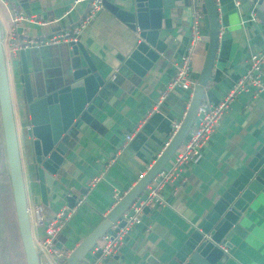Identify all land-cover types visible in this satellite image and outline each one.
Segmentation results:
<instances>
[{
  "label": "crops",
  "instance_id": "obj_1",
  "mask_svg": "<svg viewBox=\"0 0 264 264\" xmlns=\"http://www.w3.org/2000/svg\"><path fill=\"white\" fill-rule=\"evenodd\" d=\"M109 1L121 8L132 5L131 0ZM184 2V6L163 10L161 17V35L175 41V48L167 57L160 54L142 76L118 59L135 44L136 31L109 11L101 7L78 34L76 42L109 82L87 121L79 122L63 135L67 152L54 188L47 195V204L39 203L43 217L49 220L60 206L67 205V193L85 196L55 238V247L63 252H70L116 203L115 196L121 197L147 170L168 139L172 122L182 119L189 91L168 89L167 84L189 39L191 0ZM215 7L217 45L201 94V103L209 105H216L245 71L248 55L264 47V21L249 12H240L237 0H218ZM87 8L86 0H0L2 38L10 30L19 41L49 37L76 24ZM13 15L20 17L15 23L11 22ZM201 27L200 37L206 32L203 22ZM203 45L201 40L197 42L194 55L204 54ZM25 60L30 82H36L40 92L44 85L47 90L58 86L61 71L82 63L81 54L72 55L65 42L26 48ZM6 66L24 191L27 205L31 206L36 203L38 189L30 165L28 137L23 126L17 130V116L20 123L22 119L26 126L29 124L24 118L19 78L16 74L13 77V72L10 75L12 64ZM13 78L17 91L12 90ZM260 79L264 81V62ZM127 135L129 140L125 139ZM22 142L25 162L21 159ZM263 142L264 89L255 95L240 93L201 148L200 158L181 164L177 176L163 183L159 195L164 203L152 210L145 208L140 222L130 228L117 252L103 264H143L148 257L169 259ZM181 148L182 143L178 149ZM171 162L172 158L163 169ZM95 176H99L98 180L89 185ZM239 223L243 232L240 236L229 234L227 253L223 252L222 260L214 264H264V186L241 213ZM82 263L83 260L77 264Z\"/></svg>",
  "mask_w": 264,
  "mask_h": 264
},
{
  "label": "water",
  "instance_id": "obj_2",
  "mask_svg": "<svg viewBox=\"0 0 264 264\" xmlns=\"http://www.w3.org/2000/svg\"><path fill=\"white\" fill-rule=\"evenodd\" d=\"M88 1V0H87ZM185 0H131V8H121L109 0H100L101 7L109 11L121 23L136 31L135 44L125 56H118L122 65L137 76H142L161 54L167 57L175 48V41L161 35V17L165 9L184 6ZM240 12H249L254 18L264 21V0H237ZM202 22L206 30L200 37L204 43L201 69L192 86L187 108L178 129L168 144L161 150L147 170L128 188L118 201L105 213L92 230L68 253L64 264H77L84 260L97 239L105 232L113 234L123 225L121 214L164 167L178 149L192 125L201 94L207 82L214 60L217 38V10L213 0H201ZM0 25V158L10 188L15 224L24 264H39L24 191L21 161L19 156L6 60L2 49ZM72 55L81 54L82 63L61 71L60 84L51 90L31 84L25 60V50L17 52L16 68L25 104V128L28 137V152L38 192L34 202L47 204V195L54 188L67 147L63 135L79 122H86L96 100L103 98L109 80L102 78L87 53L78 42H68ZM71 65V64H70ZM264 186V142L255 150L236 177L212 204L209 210L192 227L185 240L169 259L148 257L143 264H214L222 260L221 247H226L230 233L238 236L243 232L239 218L247 205ZM75 195L67 197L72 206ZM58 245V244H57ZM59 247V246H57ZM99 251L94 253L98 256ZM107 260H105L106 262Z\"/></svg>",
  "mask_w": 264,
  "mask_h": 264
},
{
  "label": "built area",
  "instance_id": "obj_3",
  "mask_svg": "<svg viewBox=\"0 0 264 264\" xmlns=\"http://www.w3.org/2000/svg\"><path fill=\"white\" fill-rule=\"evenodd\" d=\"M81 1L84 0H73L74 3ZM213 1L215 5L218 3V0ZM100 8V0H88V8L82 19L76 24L68 26L49 37L29 38L24 41H19L14 36L12 30H10L8 36L2 38L1 41L3 52L6 47L8 54L13 59L17 56V52L20 49L39 48L43 45L57 44L59 42H76L80 30L93 18ZM190 8L191 23L189 26L188 43L183 53L180 54L178 61L175 63L174 74L167 84L168 89L178 87L183 90H188L189 98L191 96L192 86L195 83L203 61V54L194 55V47L200 41V29L202 26L201 0H191ZM19 18V15H13L11 22L15 23ZM247 59L248 65L245 71L229 87L216 105L199 104L195 119L181 142L182 148L176 149L171 156L172 162L170 166L167 169L161 168L157 172L156 176L146 186V189L122 212L121 220L123 221V225L117 227L118 222H115L111 227V229L116 227V231L113 234L103 233L90 249V257L85 258L82 264H103L105 260L112 258L122 243L123 237L128 233L130 228L140 222L142 211L145 208L155 209L164 203L159 195L163 183L172 181L177 176L181 164L189 161L195 162L200 158L201 148L209 139L212 131L218 126L222 114L234 98L240 93H251L255 95L264 89V81L260 79L261 65L264 62V47L250 53ZM179 124V121L172 122L171 133L163 143L162 149L168 144V141L178 129ZM25 127L28 128L29 126L27 125ZM125 139L129 140L130 135H127ZM98 178L99 176H95L90 179L89 185L95 183ZM69 196L71 194L67 193L66 197ZM84 198L85 196L83 194L75 195L72 206H60L49 220H45L43 217L42 206L39 203L31 206L27 205L31 234L38 253L39 263L42 261L43 264H53L56 260L64 261V258H66L69 252H63L57 249L55 247V238L65 226L73 210L85 201ZM119 198V196H115V202ZM36 230H38L37 235ZM221 250L227 253L225 247H221ZM96 251H99V255L95 257L94 253Z\"/></svg>",
  "mask_w": 264,
  "mask_h": 264
},
{
  "label": "rangeland",
  "instance_id": "obj_4",
  "mask_svg": "<svg viewBox=\"0 0 264 264\" xmlns=\"http://www.w3.org/2000/svg\"><path fill=\"white\" fill-rule=\"evenodd\" d=\"M4 52H5V60H6L5 62L12 64V57L8 54L6 47L4 48ZM10 72L11 75L12 69H10ZM12 84H13L12 90L17 91L18 88L15 86L16 81L14 78ZM16 123H17V130L20 131L22 126L25 130L26 124L22 119L20 123L18 116ZM20 150H21V159H23V162H25L24 158L26 160L27 158L26 156L23 155L24 154L23 142ZM11 201L12 200L10 197L8 178L4 168V161L1 156L0 158V264H24L23 256L16 232V227L14 223L13 209H12L13 206Z\"/></svg>",
  "mask_w": 264,
  "mask_h": 264
},
{
  "label": "trees",
  "instance_id": "obj_5",
  "mask_svg": "<svg viewBox=\"0 0 264 264\" xmlns=\"http://www.w3.org/2000/svg\"><path fill=\"white\" fill-rule=\"evenodd\" d=\"M16 61H17V59L16 58H13L12 59V65H13V69H12V72H13V76H15V74H16V76H17V68H16ZM23 112H24V110H23ZM25 113V112H24ZM24 118H25V120H26V116H25V114H24ZM9 185V184H8ZM9 190H10V188H9ZM10 197H11V194H10ZM12 202V201H11ZM12 209H13V207H12ZM13 217H14V212H13ZM14 223H15V218H14ZM15 227H16V224H15ZM16 232H17V230H16ZM18 236V235H17ZM18 241H19V239H18ZM19 245H20V243H19ZM20 249H21V246H20ZM21 252H22V250H21ZM23 256V255H22Z\"/></svg>",
  "mask_w": 264,
  "mask_h": 264
},
{
  "label": "flooded vegetation",
  "instance_id": "obj_6",
  "mask_svg": "<svg viewBox=\"0 0 264 264\" xmlns=\"http://www.w3.org/2000/svg\"><path fill=\"white\" fill-rule=\"evenodd\" d=\"M7 73H8V71H7ZM17 77H18V72H17ZM21 95H22V98H23V94L22 93H21ZM23 108L25 109L24 100H23Z\"/></svg>",
  "mask_w": 264,
  "mask_h": 264
}]
</instances>
